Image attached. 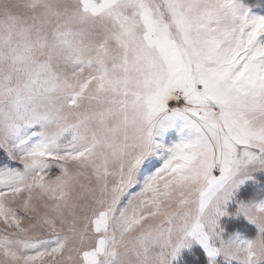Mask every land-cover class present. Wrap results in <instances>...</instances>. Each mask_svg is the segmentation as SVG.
Returning <instances> with one entry per match:
<instances>
[{
	"label": "snow or ice",
	"instance_id": "obj_1",
	"mask_svg": "<svg viewBox=\"0 0 264 264\" xmlns=\"http://www.w3.org/2000/svg\"><path fill=\"white\" fill-rule=\"evenodd\" d=\"M173 261L264 264V0H0V264Z\"/></svg>",
	"mask_w": 264,
	"mask_h": 264
},
{
	"label": "rangeland",
	"instance_id": "obj_2",
	"mask_svg": "<svg viewBox=\"0 0 264 264\" xmlns=\"http://www.w3.org/2000/svg\"><path fill=\"white\" fill-rule=\"evenodd\" d=\"M181 255H183V250L181 252ZM179 259V258H178ZM173 264H178V261H173Z\"/></svg>",
	"mask_w": 264,
	"mask_h": 264
}]
</instances>
